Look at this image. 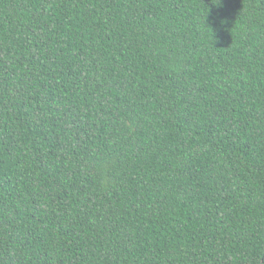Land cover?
Segmentation results:
<instances>
[{"label":"trees","instance_id":"1","mask_svg":"<svg viewBox=\"0 0 264 264\" xmlns=\"http://www.w3.org/2000/svg\"><path fill=\"white\" fill-rule=\"evenodd\" d=\"M0 264H264V0H0Z\"/></svg>","mask_w":264,"mask_h":264},{"label":"clouds","instance_id":"2","mask_svg":"<svg viewBox=\"0 0 264 264\" xmlns=\"http://www.w3.org/2000/svg\"><path fill=\"white\" fill-rule=\"evenodd\" d=\"M219 25H220V27H223V26L220 24V22H219Z\"/></svg>","mask_w":264,"mask_h":264}]
</instances>
